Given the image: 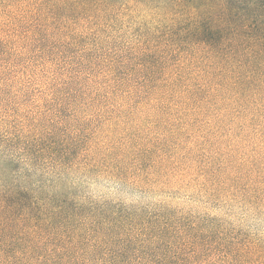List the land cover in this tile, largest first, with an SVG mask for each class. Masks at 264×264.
<instances>
[{"label": "trees", "instance_id": "obj_1", "mask_svg": "<svg viewBox=\"0 0 264 264\" xmlns=\"http://www.w3.org/2000/svg\"><path fill=\"white\" fill-rule=\"evenodd\" d=\"M172 2L158 9L165 24L136 33L130 44L61 46L66 58L78 57V69L44 103L0 116V264H115L142 248L156 249L164 264H200L196 255L208 239L215 238V251L225 245L215 217L178 216L166 202L144 209L95 198L70 182L75 172L107 170L145 191L157 184L145 159L126 166L110 158L116 146L108 136L126 134L139 111L145 122L173 130L214 109L245 117L258 140L249 201L264 206V0ZM75 79L84 80V95L92 92L86 103L68 89ZM104 131L108 139L95 140ZM255 252L251 264H264L257 248L236 264Z\"/></svg>", "mask_w": 264, "mask_h": 264}, {"label": "rangeland", "instance_id": "obj_2", "mask_svg": "<svg viewBox=\"0 0 264 264\" xmlns=\"http://www.w3.org/2000/svg\"><path fill=\"white\" fill-rule=\"evenodd\" d=\"M166 3L0 0V116L19 115L44 103L54 85H60L78 69V57L66 58L70 55L61 54V46L130 44L136 33L166 23L163 10L160 16L158 9L164 5L174 7L175 2ZM34 36L37 40L28 44ZM66 61L70 65L64 69ZM74 81L68 89L71 87L78 100L85 102L92 92L84 95V80ZM144 113L139 111V119L134 127L124 130L126 134L119 130L108 136L116 146L110 158L126 166L130 159H145L144 169L151 163L156 185L145 191L118 182L107 170L93 171L87 177L75 172L70 175V182L95 198H111L144 209L166 202L178 216L196 220L215 217L220 224L217 232L224 236L225 245L215 251L211 248L215 238L208 239L201 254L196 255L197 263L236 264L239 256L256 248L264 255V206L252 204L248 196L257 180L251 156L252 145L258 140L243 126L247 124L245 117H233L230 112L217 116L221 112L214 109L203 116L185 118L184 126L173 130L145 122ZM101 131L97 129L96 133ZM104 134L105 131L96 134L95 140L108 139ZM90 142H81L79 149ZM156 251L142 248L131 253L130 259L115 264H164L156 261ZM256 255H249L252 260L246 264L255 263Z\"/></svg>", "mask_w": 264, "mask_h": 264}]
</instances>
